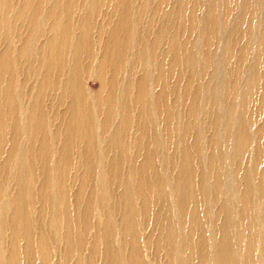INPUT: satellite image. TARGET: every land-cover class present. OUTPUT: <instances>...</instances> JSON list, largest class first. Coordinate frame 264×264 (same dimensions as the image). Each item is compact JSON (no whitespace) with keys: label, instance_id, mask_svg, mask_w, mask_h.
<instances>
[{"label":"bare ground","instance_id":"obj_1","mask_svg":"<svg viewBox=\"0 0 264 264\" xmlns=\"http://www.w3.org/2000/svg\"><path fill=\"white\" fill-rule=\"evenodd\" d=\"M35 1L46 4L45 23L51 19L57 21L58 17H63V21L58 29L56 22L51 23L47 33L53 34L40 44L41 50L31 46L30 52L21 49L14 57H10L9 48L0 53V80L4 81L5 75H9V84L16 75L13 67L18 57L23 58L22 54L28 53L27 56L33 58L35 52L44 51L47 57L32 61L27 57L28 62L24 63L25 67L30 64L31 73L40 65L44 71L40 82L33 86L35 94L28 98L22 121L18 117L21 114L20 101L24 96L22 87L11 89L7 85L0 90V155L4 148L8 151L0 163V171L9 168L12 157L17 158L11 167L9 180L13 189L6 199L0 200V264H159L158 256L169 247L174 250L169 264H264V123L249 133L250 119L247 115V106L254 96L259 109L264 110V90H259L260 87L264 88V27L258 50L251 53L248 46L239 50V60L249 56L252 59L248 77H244L238 88L240 71L236 70V79L233 84L230 83V91L223 76L221 98L218 100L215 90H212L213 79L209 86L197 85L192 92L189 90L206 73L209 60L197 64L192 52L186 57L179 54L174 38L167 43V48H163L160 35L149 45L132 36L137 33L134 28L141 26L142 22L139 17L131 21V6L127 0H82L83 3L77 0ZM85 1H89V8L78 18L79 34L70 39L72 8L76 5L82 7ZM162 1L158 0L159 6L155 7L153 14L165 13V19L171 23L183 18L180 0H175L170 9L163 8ZM30 2L33 0H29V3L25 0V5H29L28 12L19 10L13 16L14 22L19 20L20 24H25L21 39L24 45L31 40L28 34L33 32V23L35 25L38 18ZM101 5L106 7L105 11ZM119 5L124 7L119 9ZM109 10L116 12L112 16L115 22L103 41L102 55L96 57L97 62L93 63L92 48L102 41L101 31L107 20L111 22ZM99 13L103 23L94 24L92 18ZM209 13L210 9L205 12L206 17ZM243 14L240 27L248 29L250 23H246L244 11ZM186 21L183 20L184 23ZM147 25L146 31H150V25L154 24L148 21ZM92 27L98 34L94 39L89 36ZM16 28L15 24L12 31L15 32ZM44 31L39 37L44 35ZM241 34H244V30ZM1 38L5 41V34ZM138 40L139 48L143 50L132 47ZM71 47L73 50L69 51ZM229 48L227 45L223 50L226 52ZM81 52L86 54V59L81 58ZM129 54L130 57L127 56ZM145 56L150 58V69L153 68L155 72L151 76L155 77L158 85L154 94H149L146 78L135 77L138 68L133 65L142 62L135 59L144 60ZM8 59H13V62ZM88 59L91 60L89 63ZM151 59L154 62H150ZM228 61L229 56L226 55L225 63ZM180 65L182 68L177 71ZM91 73L95 75L97 90L101 92L98 96L89 95L83 87V78ZM61 76L64 79L59 82ZM118 78L122 83L125 81L121 92L115 89ZM181 80L188 82L184 84L182 94L186 96L191 92L190 97L196 95L190 98L192 110L196 109L194 102L204 93L203 109L209 117L208 124L215 130L208 139L210 150L205 159L199 157L201 148L197 147V143L202 134L196 132L192 151L179 150L176 165H173L172 156L166 157L165 167L159 170L153 152L159 148L163 137L158 134L153 120L147 121L142 117L153 109H159L158 114L164 115L167 122L173 116L180 117L173 111L180 100L188 99L175 98V85L179 87L178 81ZM59 83L61 87L55 99L65 106L68 117L61 141L59 132L50 136L53 146L61 145L63 148L55 159L56 152H52L50 141L45 138V116L37 107L40 106L39 99L52 96L50 93L57 91L56 85ZM237 88L241 93L240 100L236 101V97L233 99V94L228 100L230 92ZM219 102L224 106L222 119L217 113ZM119 106L120 113L117 111ZM136 108H139V115L135 114ZM233 108L236 109L233 115L235 123L230 127L227 116ZM99 110L102 112L101 121L97 120ZM134 119L139 120L132 143V147H137V154L142 156L138 162L136 155L132 157L122 153ZM62 120L63 117L59 121ZM5 121H11L6 128L7 136L4 132ZM219 125L223 127L220 136L216 132L221 128ZM161 130L166 131L165 128ZM188 130V125L183 126L182 137ZM105 131L104 150H114L118 154L115 160L111 159L105 171L103 167L100 168L102 179L98 190L93 188L92 192L86 194L85 182L89 180V173L93 174L95 166H98L101 155L93 146H97ZM16 138L26 146H21V142L18 144ZM34 143H38L37 148H33ZM81 145L86 148H80ZM70 152L78 157L76 169L88 172L79 177L75 172L70 181L81 182L74 194V206L85 205L81 211H72L68 207L71 205L68 200L70 182H66L65 175L73 166ZM35 157L42 162L39 168L41 180L35 176L36 170L32 171V159ZM197 158L199 160L194 164L193 160ZM123 161L132 162L128 164L127 182L124 183V179L121 192L111 194V174L114 178L116 174L117 177H120L119 173L122 175ZM62 173L64 179L60 176ZM148 174L153 176L152 179H147ZM30 175L31 187L25 186ZM228 178L230 190L233 191L230 194L221 188ZM36 179L40 180V186L38 190H33ZM54 182L55 187L51 188ZM152 200L156 209L150 212ZM33 202L34 205L40 202L44 204L48 213L47 229L38 227L32 232L27 206ZM142 215L145 221L152 220L154 224V229L146 238L141 236V222L138 220ZM2 232H8L10 240L6 243ZM151 252L155 259H145Z\"/></svg>","mask_w":264,"mask_h":264},{"label":"rangeland","instance_id":"obj_2","mask_svg":"<svg viewBox=\"0 0 264 264\" xmlns=\"http://www.w3.org/2000/svg\"><path fill=\"white\" fill-rule=\"evenodd\" d=\"M3 0H0V4ZM31 1V0H30ZM47 1V0H45ZM80 3H83L82 0H77ZM175 0H163L162 1V7L170 9L172 5L174 4ZM29 3V0H27ZM86 2V1H85ZM128 5L131 6L130 11V19L131 21L139 17L141 19L142 25L137 26L134 28L137 33L135 35H132L134 38L140 39V41H144L146 45L150 44V41H152L157 35H160L162 38V44L161 46L163 48H167V43L169 41H172L173 38L175 40V46L177 47L179 54L183 56H188L190 52L193 53L195 61H197V64L205 63L206 59L209 60V65L205 67L206 73L202 74L199 80L189 89L191 92L195 90L197 85L199 86H209L210 80L213 79L212 83V90H215L216 96L218 100L221 98V92L220 87L222 84L223 76L226 77L225 83L228 84V88L231 91L232 86L230 83L233 84L235 82V71H240L239 76L237 77V82H239V86H241L244 77H248L247 72L250 64L252 63V59L246 57L244 60H239V50L242 49L245 46H248L250 48L251 53L255 52V50H258V47L260 45V39L262 36V28L264 27V0H180V2L183 5V8L180 10V13L182 14L181 18L178 22L168 21L165 19L164 14L162 12H158L153 14V11L156 6H159L158 0H127ZM5 3V5H4ZM3 5L0 6V25H2V29H0V53L3 52L5 49H8L10 57H14L15 54L18 53L21 49H23L25 52L31 51V46H36L35 50H41L40 44L50 35V33H47V30L51 23L56 22L57 29L61 26L63 17H58L59 20L54 21V19H51L50 21H47L45 23V10L46 4L42 1L37 2L33 0V2H30L34 10L38 14V18L35 21V25L33 23L32 30L33 32H30L29 38L31 39L26 45H24L21 41L22 37L24 36L23 30L25 28L24 23H19L18 21H13V16L15 12H20L21 10H26L28 12L29 5H25V0H5ZM144 7H143V5ZM43 4V5H42ZM245 4V6H244ZM89 1H87L85 4L82 5V7L72 8V14L70 16V23H71V33L69 38L72 39V36H75L79 34V31L77 30L78 25V18L82 15V13L86 10H88ZM126 5V4H125ZM189 6V10H187V7ZM123 6L119 5V9H121ZM244 7V8H243ZM82 10V12H80ZM101 9L103 11L106 10V7L104 5H101ZM210 9V12L208 17H206L205 12ZM244 9V10H243ZM20 10V11H19ZM243 11L246 13V23H250L248 29H245L243 27H240L242 24H239L242 22V15ZM40 12V13H39ZM114 10H109V16L111 15V22L107 20L103 27V31H101V38L102 41L98 44H96L92 50L94 57L92 58V62H97V58L102 55L103 53V41L108 37V30L111 26V29L114 25L115 19L112 17L114 15ZM45 18V19H44ZM8 19V21H7ZM183 20H187L185 23ZM151 21L152 24L150 25L151 29L150 31H146L148 28L147 22ZM92 22L94 24H101L103 23V19L101 14L95 15L92 18ZM16 24V31L13 32V26ZM46 25V26H45ZM8 27V28H7ZM45 27V29H44ZM4 28V32H3ZM159 28V29H158ZM8 29V30H7ZM155 32V30H157ZM45 30V31H44ZM244 30V34L242 35V31ZM44 31V35L39 37L41 32ZM35 32V33H34ZM2 34V35H1ZM3 34H5V41L1 38L3 37ZM26 35V34H25ZM91 38H96L98 36L97 30L92 27V30L89 35ZM211 40V43L209 41ZM124 40V37H123ZM140 41L138 40L136 44H134L132 47L135 49L143 50V48H139ZM127 45V42H126ZM144 45V46H146ZM229 45V50L226 52L223 50L224 47ZM128 48V46H126ZM73 50L71 47L69 49ZM133 50V51H134ZM22 51V50H21ZM28 54V53H27ZM27 54H22L23 58H19L17 60V63L13 67L16 70V75H14L13 81L9 84V75H5L4 81L3 79L0 80V90L5 88L8 85V88L13 89L15 86H21V92L24 95L23 98L20 101L19 110H21V114L18 117H21V121L24 119V112L25 108L28 104V98L34 97L35 94V88L33 87L36 82H40L42 78V73L44 71V67L40 65V67L34 71L33 73L30 72V64H27L25 67L26 62H28L27 57L30 58V61L32 59L41 58V60L47 59V57L44 54V51H41L37 54V52L34 53V57ZM81 58L86 59L87 56L84 52H81ZM131 54V53H130ZM130 54L127 55L130 57ZM39 55V56H38ZM97 55V56H96ZM226 55L229 56V61L225 63L226 61ZM97 57V58H96ZM127 59V58H126ZM13 62V59H8V61ZM128 60V59H127ZM137 61H142L138 64H131L138 68L137 72L135 73L136 78H146L147 84H148V92L149 94H154V90H158V85L156 82L155 77L151 78L152 74H154V69H150V58L145 56L144 60L135 59ZM91 61L88 59V63ZM126 62V61H125ZM150 62H154V59H151ZM36 64V63H35ZM34 64V66H35ZM92 65V64H89ZM28 67V68H27ZM38 65L36 66V68ZM264 67V64H263ZM182 68L180 65L177 68V71H179ZM226 72L227 75L224 73ZM15 73V71H14ZM260 77V76H259ZM64 79L63 76L58 78V81L61 82ZM95 80V75L93 73L87 74L83 78V87L85 88L86 92L89 95L98 96L101 92L97 90V82ZM1 81H3L1 83ZM106 82V81H105ZM188 83L184 80L178 81V86H176L177 93L175 94V98L183 97L187 98V100H180V102L177 105V109L173 111V113H178L180 117L176 115V118L173 116L171 117L170 122H167L163 117L158 114L160 112L159 109H153L151 110L150 114L144 115L142 119L144 120H153L154 123L157 125L158 128V134L163 137V140L161 142V145L157 150L154 149V160L155 165L159 170L161 168L163 169L165 166L164 162L166 157L172 156L173 157V165H176L178 163V153L179 150H189L192 151L193 146L196 143L195 135L196 132L201 133L202 135L199 136L200 140L197 143V147L201 148L199 157L205 159V156L207 153H209L210 148L207 145L208 139L211 136L212 132L215 130H212L209 123V117L204 111L205 107V96L204 93L200 94L199 100L194 102L196 109L192 110L191 105L192 101L190 98V93L186 96L182 94V90L184 88V84ZM125 81L119 80V78L115 82V89H119L118 92L122 91V86H124ZM264 83L262 84V86ZM260 85L258 84L257 87ZM56 87L58 88L57 91L52 90L50 93L52 96H46L43 97L42 100L39 99L40 106L37 107V109L44 114L45 118V138H48L50 141V149H52V152H56L55 159L58 156L59 151L63 152V148L61 145L53 146V142L50 140V136L52 134H55V132H59V140L62 139V133L65 128L64 123L68 117V114L64 111L65 106L62 104H59V102L56 101L55 95L60 91L61 83L57 84ZM234 89L233 92H230V96L227 98L228 100L231 99V94H233V99L236 97V101L240 100L241 93L239 92V89ZM259 90H264V88L260 87ZM48 91V90H47ZM45 91V93L47 92ZM117 92V93H118ZM236 93V94H235ZM198 95V94H197ZM260 95V93H258ZM98 100V99H96ZM121 102V101H120ZM259 103H257L256 96H254L253 101L251 104L247 106V115L250 119V125H248V132L250 133L253 131L255 127H258L264 123V110L259 109ZM223 109L224 106L221 102H219L217 106V113L220 116V119H222L223 115ZM234 109V110H233ZM228 116V122L227 125L230 127L235 123L234 119V112L236 111L235 108H233ZM102 111V107H101ZM100 110L97 111V120H102V112ZM117 111L120 113V106L117 108ZM139 108H136L135 114L139 115ZM63 117V120L60 122V118ZM140 119V118H139ZM11 121H5V129L4 132L6 136L9 134L7 131V125ZM138 122L139 120L134 119V125L131 127L129 133L127 134L124 146L122 148V153L130 155L134 157L137 156V160L141 161L142 156L137 154V147H132V143L134 140V133L138 129ZM24 123V122H23ZM111 125H113L111 123ZM189 126L188 132L185 133V136L182 137L181 130L183 129V126ZM219 127H221L219 125ZM98 128V127H97ZM111 128V126L109 127ZM161 128H165L166 131H162ZM223 127L219 128L217 130V134L220 136L221 131ZM101 134V131L99 132ZM107 132L105 131L102 133L100 137V141L97 144V146H93L97 152H99L100 158L98 159V166H95L93 174L89 173V180L85 182V190L86 194L92 192L93 188H96L98 190V187H100V181L102 179L100 168L103 171H105L109 165V162L112 160H115L118 152L111 150L107 151L104 150V144H103V138ZM225 133V132H224ZM18 144L21 142V146L25 143L18 140L16 138ZM264 141V139H263ZM33 148H37L38 143H34ZM26 146V145H25ZM53 146V147H52ZM80 148H86L85 145H81ZM94 148H92V151H94ZM107 151L106 153H104ZM7 149L4 148L2 154L0 155V163L6 158L7 156ZM70 155L72 156L71 152ZM126 155V156H127ZM77 155L73 154L71 157L73 166L70 168L68 173L66 172L65 178L66 182L69 183L76 172V177H79V175H85L88 172H82L83 170L80 168H77L78 165V157ZM81 157V156H80ZM198 157V156H197ZM82 158V157H81ZM16 156L12 157L9 168H5L3 171H0V200L3 201L7 198V196L10 194V191L13 189L12 184L9 183V180L11 178V167L13 164H15ZM197 159H194V164L197 162ZM124 163L121 164V171H123L122 175L119 173L120 177H122L121 181L120 177H117V174L114 178L111 174V194L113 193H119L123 189V181L124 183L127 182V171L128 167L132 162L123 161ZM41 159L35 157L32 159V171L35 169V176L40 177L39 174V168L41 166ZM67 169V166H66ZM76 170V171H75ZM149 175V174H148ZM55 176V172H54ZM60 176L64 179V174H60ZM152 175L147 176V179H152ZM42 177H40L41 180ZM40 180L36 179L33 182V190H38L40 186ZM229 178L226 179V182L224 181L221 184V188L224 189L227 193L233 192L230 190L229 186ZM63 182V181H62ZM81 182L78 181H72L69 183V189H68V200H70V204L68 207L72 208V211L78 210L81 211L85 205H78L74 206V194L78 191V188L80 186ZM32 184V176L28 177V179L25 182V186L31 187ZM228 184V185H227ZM51 188L55 187V182L52 183ZM71 195V196H70ZM85 201V200H83ZM59 204L56 206V209L58 208ZM258 206V205H257ZM156 209V204L152 200L151 205V211ZM27 210L29 212V218L31 226H32V232H35L38 227H43L44 229H47L48 226V213L44 209V204L37 203L34 205V202L31 204H28ZM138 220L141 222V236L142 238H146L150 232L154 229V224L152 220L145 221V216L138 217ZM147 222V224H146ZM1 236L3 238V241L6 243L10 240L8 238V232L1 233ZM23 244V242H22ZM174 250L169 247L168 250L162 251L161 255L158 256L157 262L159 264H169L170 258L173 255ZM147 255V254H145ZM54 258V256H53ZM148 258L155 259V256L152 254H148L145 256V259L148 260Z\"/></svg>","mask_w":264,"mask_h":264}]
</instances>
